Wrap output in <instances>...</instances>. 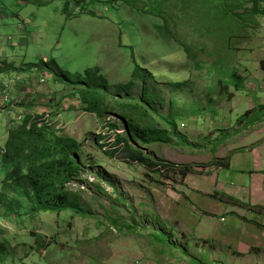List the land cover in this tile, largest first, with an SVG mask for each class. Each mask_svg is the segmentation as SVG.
<instances>
[{
	"label": "rangeland",
	"instance_id": "obj_1",
	"mask_svg": "<svg viewBox=\"0 0 264 264\" xmlns=\"http://www.w3.org/2000/svg\"><path fill=\"white\" fill-rule=\"evenodd\" d=\"M75 1L51 0L37 8L33 4L23 6L22 0H0V63L20 65L54 58L74 73L99 65L114 87L107 103L114 111L110 120L119 125L118 132H123L126 120L139 126L166 127L160 115L175 114L179 116L180 133L196 144L188 147L154 142L143 146L157 160L193 164L198 169L231 150V143L237 144L264 126L261 122L245 128V121H237L246 109L264 104V1L254 6L252 0H86V7L94 9L96 16L74 13ZM66 2L71 3V16L63 13ZM151 3L161 7L168 26L189 46L188 52L166 32L162 17L144 12ZM126 45H133L135 51ZM133 54L157 75V83L150 84L156 96L151 106L137 100L141 95L139 83L131 93L123 90L122 97L114 91L130 80ZM232 71L244 77L239 89L231 79ZM9 75L0 74V90ZM44 78L42 85L53 91V97L42 108L48 105L50 120L56 118L52 127L82 143V177L95 182V171H99L106 177L105 182L97 181L104 191L77 192L90 209V217L70 211L32 214L28 208L18 215L1 216L2 264H52L51 260L58 264H97L111 250L117 255L126 252L134 264H194V258L203 263L264 264V250L239 253L179 230L164 203L170 201L171 183L179 182L180 177L174 173L169 174L172 179L163 177L153 168L128 160L122 152L107 156L94 141L103 121L77 107L81 102L71 87L49 74ZM25 100L21 106H30ZM34 108L35 115L43 117V109ZM60 108L63 115L58 113ZM24 109L26 115L31 112ZM16 124L0 111V146L8 137V129ZM231 154L225 157L231 159ZM9 170L0 162V192ZM1 204L0 212H4ZM157 225L174 245L156 240Z\"/></svg>",
	"mask_w": 264,
	"mask_h": 264
},
{
	"label": "trees",
	"instance_id": "obj_2",
	"mask_svg": "<svg viewBox=\"0 0 264 264\" xmlns=\"http://www.w3.org/2000/svg\"><path fill=\"white\" fill-rule=\"evenodd\" d=\"M20 1V0H18ZM22 5L33 4L37 8L47 5L51 0H22ZM95 3L110 2L114 3L116 0H94ZM131 3L133 0H124ZM259 1L252 0L254 6ZM80 2L85 5L80 6ZM79 3V4H77ZM74 13L89 14L96 16V11L87 6L86 0H76L73 4ZM71 3L66 2L62 8L63 13H69ZM145 13L160 16L164 19V27L168 34H171L175 40L183 47L185 51H189V46L180 41L173 30L168 26L165 16H162L161 7L151 3L149 9H144ZM260 12V11H259ZM264 14V11H263ZM131 52L135 51L133 45H126ZM134 67L131 72L130 80L125 84H119L115 87V92H118L119 97L123 95V90L126 93H131L134 90L136 83L140 84L141 92L137 97L138 101H144L147 105L153 104L156 96L150 91V84L157 83V75L148 67L140 63L133 54ZM31 71L42 72L44 75H51L58 83H62L71 87L73 93L81 102L82 109L86 112L93 113L102 121L107 116L113 114L114 111L107 103V97L112 94L113 85L105 76L99 65L88 66L82 73L71 72L68 69L59 65L54 58H40L36 62L17 65L13 62L4 61L0 63V74L2 73H28ZM231 79L237 89L241 87L244 82V77H241L236 71L231 72ZM182 84V83H180ZM111 116V115H110ZM30 114L16 125L8 129V137L4 145L0 146V162L9 167L8 173L3 178L2 190L0 192V204L4 205L5 211L0 212V217L4 215H18L21 210L27 209L28 212L35 214L41 212H49L59 214L63 211H70L74 215L77 214L82 217H90V209L79 200L77 192L80 189L73 190L66 186L70 180H78L84 182L87 178L82 177V170L85 168L80 156V148L82 143L71 136L61 135L59 130L54 127L43 124L38 126L36 122H30ZM179 116L171 114L168 116L160 115L161 120L166 124V127H148L139 126L131 120H126L125 129L126 135H117L116 145L121 141H125L124 145L117 146L115 149H109L104 153L109 157H114L116 152L124 153L125 157L132 162L142 164L148 169L157 170L163 177L170 178V173H174L184 179L190 172H195L197 169L193 164H180L171 161L157 160L152 158L145 152L143 146L154 142L171 144V145H185L188 147H196L195 143H191L186 135H183L178 130L177 118ZM239 123L244 122V127H249L256 123L264 122V104L258 105L256 108L248 109L237 120ZM112 127L117 123L112 122ZM177 138V140H175ZM96 144L98 139L94 138ZM217 165L221 167L230 166V158H216L212 163H207L202 166ZM99 181H106V177L100 172L95 171ZM172 179V178H170ZM97 180V181H98ZM89 182V190L95 193L103 192L104 188L100 182ZM95 187V189L93 188ZM12 193L14 196L9 197ZM213 197L221 201L238 202L232 196L223 192L216 191L212 194ZM22 198V199H21ZM25 200V201H24ZM258 213L264 212V207L253 206ZM204 213V211H202ZM208 214V213H206ZM245 220H249L244 218ZM257 225L264 228V225L251 220ZM156 240L167 242L174 245L169 234H166L157 225ZM192 236V235H190ZM193 237V236H192ZM207 243V242H206ZM187 250V245H185ZM237 252V251H236ZM2 257L0 256V264H2ZM194 264H216L214 262L203 263L201 259L192 260ZM220 264H226L224 261Z\"/></svg>",
	"mask_w": 264,
	"mask_h": 264
},
{
	"label": "crops",
	"instance_id": "obj_3",
	"mask_svg": "<svg viewBox=\"0 0 264 264\" xmlns=\"http://www.w3.org/2000/svg\"><path fill=\"white\" fill-rule=\"evenodd\" d=\"M15 74L10 73L7 79ZM34 74L35 71L18 73L19 81L11 89L12 97L16 98L23 90L30 89V99H24L26 104H30L24 105L29 112L35 111L34 107L42 108L53 97L50 95L53 91L48 92L49 88L42 85L45 82L42 73L38 77ZM42 78L44 81L40 82ZM77 107L82 108V105L78 104ZM48 108L50 107L47 105L42 109ZM63 108L69 109L65 104ZM60 110L61 108L58 113L63 115ZM231 145L232 149L224 155L218 154V157H225L232 153L229 167L207 165L188 173L183 180L171 183L170 201L164 205L168 207L170 219L179 224V230L195 239L229 246L239 253H254L256 248L264 250V228L251 221L264 225V214H259L252 208L264 207V126ZM219 152L220 150L217 151ZM165 188L161 187L163 190ZM216 191L232 196L238 202L221 201L212 196ZM125 254L126 252L117 255L111 250L97 264H134L135 261L128 259ZM51 262L58 264L52 260Z\"/></svg>",
	"mask_w": 264,
	"mask_h": 264
},
{
	"label": "built area",
	"instance_id": "obj_4",
	"mask_svg": "<svg viewBox=\"0 0 264 264\" xmlns=\"http://www.w3.org/2000/svg\"><path fill=\"white\" fill-rule=\"evenodd\" d=\"M16 78L11 79L8 82H5L2 85V88L0 90V110L6 112V114L12 118L13 122H19L21 120H23L24 118V111L22 108L15 106V104H11L9 107H7V103L9 101H11V87L13 85V83L16 82ZM41 82L44 81V79H40ZM27 95V91L25 90L21 97H25ZM112 116H108L107 118H105V120L103 121L102 125L100 126V128L97 130V134L96 137L98 138V144L104 149V150H109V149H115L117 146L120 145H124L125 141H121L118 145H116V141H117V135H120L121 137L126 135V129L123 127V132H118V127L119 125H116L115 127H112V122L111 121ZM31 122H36L38 125H41L42 123L45 124H53V120H50V113L49 111H45L43 113V117H35L34 115L32 116ZM117 132V133H114ZM114 134L116 135L114 138L111 137V135L114 136ZM3 151V150H2ZM1 151V152H2ZM4 152V151H3ZM89 182H93L90 181L89 178H87L86 181L84 182H79L78 180H70L68 181L67 186L71 189H80V190H89ZM139 263V262H138Z\"/></svg>",
	"mask_w": 264,
	"mask_h": 264
},
{
	"label": "clouds",
	"instance_id": "obj_5",
	"mask_svg": "<svg viewBox=\"0 0 264 264\" xmlns=\"http://www.w3.org/2000/svg\"><path fill=\"white\" fill-rule=\"evenodd\" d=\"M10 73H13V74H15L16 72H10ZM17 74L18 73H16L13 77H11L8 81H10L11 79H13V78H16L17 80H16V82L17 81H19V77L17 76ZM42 76H45L44 74H42ZM7 81V82H8ZM15 82V83H16ZM41 82V81H40ZM15 83H13V85L15 84ZM4 84V83H3ZM2 84V85H3ZM12 85V86H13ZM11 89H12V87H11ZM25 90H23L22 91V93L24 92ZM27 91V95L25 96V97H21V95H22V93H21V95H18V98H16V97H12V95H11V101H9L8 103H7V107H9L11 104H15V106H18V107H20V108H22L23 109V111H24V118H25V116H26V113H25V109H24V107L23 106H21V103L24 101V99H26L27 97H29V92H28V90H26ZM0 111H2V110H0ZM45 111H49V113H50V110L49 109H45V110H43L42 111V113L41 114H43ZM4 112V111H3ZM6 113V112H5ZM30 115H31V117H30V122H31V119H32V116L34 115L35 117H37V118H39V117H41V116H36L35 115V113L34 112H30L29 113ZM8 116V115H7ZM9 117V116H8ZM57 117V116H56ZM10 118V120L12 121V118L11 117H9ZM23 118V119H24ZM50 118H51V115H50ZM56 119V118H55ZM53 120V121H57V120ZM22 121V120H21ZM21 121H19V122H17V123H20ZM103 123V122H102ZM43 124H45V123H42L41 125H43ZM38 125V124H37ZM41 125H38V126H41ZM49 125V124H48ZM50 126H52V124L50 125ZM97 138V137H96ZM98 139V138H97Z\"/></svg>",
	"mask_w": 264,
	"mask_h": 264
},
{
	"label": "bare ground",
	"instance_id": "obj_6",
	"mask_svg": "<svg viewBox=\"0 0 264 264\" xmlns=\"http://www.w3.org/2000/svg\"><path fill=\"white\" fill-rule=\"evenodd\" d=\"M1 153V152H0Z\"/></svg>",
	"mask_w": 264,
	"mask_h": 264
}]
</instances>
